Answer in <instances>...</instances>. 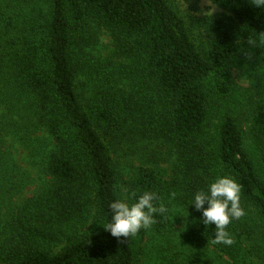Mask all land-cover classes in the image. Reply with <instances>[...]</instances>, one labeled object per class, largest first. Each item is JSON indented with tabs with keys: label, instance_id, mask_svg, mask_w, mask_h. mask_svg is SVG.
<instances>
[{
	"label": "trees",
	"instance_id": "trees-1",
	"mask_svg": "<svg viewBox=\"0 0 264 264\" xmlns=\"http://www.w3.org/2000/svg\"><path fill=\"white\" fill-rule=\"evenodd\" d=\"M211 1L234 13L236 19L226 15L205 19L206 54L168 0H48L46 11L29 32L16 31L26 28L23 25L0 26V104L9 107L12 103L13 109L24 111L34 127L45 130L53 141L47 161L50 187L37 201L33 222L22 227V239L0 251V262L136 264L134 238L118 240L101 224L108 219V203L119 195L118 174L102 135L120 132L132 117L134 104L116 89L121 79L117 76L108 78L109 89L100 88L90 98L78 90L75 48L93 43L89 32L93 22L111 34L119 55L128 60L125 66L133 87L149 103L145 107L151 117L150 134L171 142L183 162L181 180L168 182L153 170L141 168L126 184L127 192L155 190L168 202L169 193L175 191V199L187 207L196 189L205 187L217 173H228L242 187L246 215L228 226L233 240L228 246L213 241L215 226L206 229L199 222L200 212L189 205L203 238L232 255L245 239L252 238L250 207L264 228V179L245 148L236 120L231 115L223 118L216 155L204 141L211 103L208 80L212 79L215 93H231L235 57L264 34V10L250 0ZM252 125L256 140L264 143V100L254 112ZM82 163L96 202L90 229L55 254L28 244L40 237L59 239L64 225L80 214ZM169 220L170 211L158 216L155 224L162 229Z\"/></svg>",
	"mask_w": 264,
	"mask_h": 264
},
{
	"label": "rangeland",
	"instance_id": "rangeland-1",
	"mask_svg": "<svg viewBox=\"0 0 264 264\" xmlns=\"http://www.w3.org/2000/svg\"><path fill=\"white\" fill-rule=\"evenodd\" d=\"M168 1L184 18L193 41L204 54L208 51L205 19L218 15L236 19L234 13L211 0ZM47 6L48 0H0V26L8 24L12 28L15 24L23 25L26 28L16 31L27 33ZM89 32L93 43L89 46L80 44L75 48L78 90L90 98L100 88L109 89L111 83L108 78L117 76L121 79L116 81V89L122 90L134 104L133 115L120 132L111 137L102 135L118 174V193L128 194L126 184L141 168L153 170L168 182L181 180L183 162L174 145L150 134L151 117L149 108L145 107L148 100L134 89V80L130 79V74H127L129 68L125 66L128 60L119 55L117 45L106 29L93 22ZM10 38L14 39L13 32ZM232 75V90L228 96L215 93L212 79L208 80L211 103L204 141L216 155L219 127L225 115H231L243 134L245 148L258 174L264 179V143L256 140L252 125L254 112L264 100V34L252 39L250 46L235 57ZM133 95L139 99H133ZM52 147L50 135L34 127L31 116L13 109L12 103L9 107L0 104V251L5 245L22 239V227L33 222L37 201L51 184L47 161ZM82 165L78 181L84 191L80 214L64 225V234L59 239L40 237L37 241H28V244L55 254L90 229L96 214V202L90 175L84 163ZM169 208L170 220L165 228L159 229L154 224L133 237L136 264H264V228L254 208H248L252 238L245 239L232 255L205 241L189 209L188 217L176 215L177 212L187 214L184 204L175 199Z\"/></svg>",
	"mask_w": 264,
	"mask_h": 264
},
{
	"label": "clouds",
	"instance_id": "clouds-1",
	"mask_svg": "<svg viewBox=\"0 0 264 264\" xmlns=\"http://www.w3.org/2000/svg\"><path fill=\"white\" fill-rule=\"evenodd\" d=\"M250 3L264 10V0H250ZM176 196L175 191L170 192L168 202H165L158 191L150 189L133 190L127 195L119 194L108 203V219L101 224L112 237L129 240L142 231L149 230L157 222L158 216L167 215L170 211L169 204ZM189 205L200 212L199 222L206 229L215 226L212 237L215 243L228 246L233 243L227 231L228 226L245 216L246 209L242 205V187L231 174L217 173L205 187L193 192L187 205V214L177 212L176 215L188 217Z\"/></svg>",
	"mask_w": 264,
	"mask_h": 264
}]
</instances>
